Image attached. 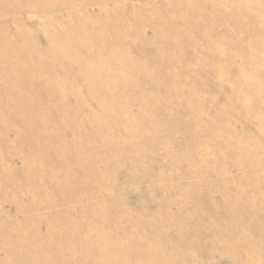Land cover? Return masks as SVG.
<instances>
[{
    "label": "rangeland",
    "instance_id": "obj_1",
    "mask_svg": "<svg viewBox=\"0 0 264 264\" xmlns=\"http://www.w3.org/2000/svg\"><path fill=\"white\" fill-rule=\"evenodd\" d=\"M0 264H264V0H0Z\"/></svg>",
    "mask_w": 264,
    "mask_h": 264
}]
</instances>
